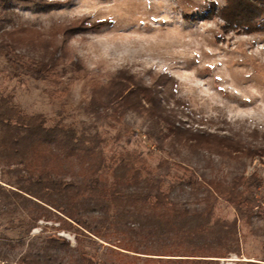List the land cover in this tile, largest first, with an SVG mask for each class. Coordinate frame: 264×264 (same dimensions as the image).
I'll return each mask as SVG.
<instances>
[{"label": "trees", "instance_id": "obj_1", "mask_svg": "<svg viewBox=\"0 0 264 264\" xmlns=\"http://www.w3.org/2000/svg\"><path fill=\"white\" fill-rule=\"evenodd\" d=\"M16 1H32L37 10L59 5L46 0ZM13 2L0 0V5L12 10ZM209 13L217 14L225 31L264 32V0H224L220 7L213 3ZM6 15L10 17L9 11ZM101 23L73 18L53 26L46 35L38 31L35 39L32 34L10 36L13 40L5 44L6 55L15 71L58 84L62 77L56 69L61 56L68 54L70 37ZM19 39L22 45L43 43V48L50 49V58H31L27 66L14 50ZM175 86L176 80L166 72L144 79L126 67L94 83L86 112L100 118L110 111L117 121L129 112L140 114L146 139L165 153L162 163L177 168L163 176L145 175L141 166L146 159L141 153L112 154L108 157L113 162L108 200L79 199L81 186L49 167L51 157L58 154L88 160L86 144L101 143L95 126L79 130L65 123L61 112L48 125L42 114L25 115L0 98V168L16 177L20 192L15 194L21 196V205L33 208L35 221L57 214L60 229L75 226L105 241L113 237L124 250H117L113 261H97L79 246L72 247L68 239L52 234L23 253L19 264H221L219 258L241 253L238 220L252 224L264 209V180L245 171L257 155H264V131L254 129L246 138L211 131L205 120L190 125L182 116L189 114L188 106L177 96ZM219 162L236 165L229 178L216 175ZM105 164L106 157L98 154L94 175L84 188L101 190L97 174ZM221 200L234 207L233 218L216 214Z\"/></svg>", "mask_w": 264, "mask_h": 264}, {"label": "rangeland", "instance_id": "obj_2", "mask_svg": "<svg viewBox=\"0 0 264 264\" xmlns=\"http://www.w3.org/2000/svg\"><path fill=\"white\" fill-rule=\"evenodd\" d=\"M46 1L59 5L37 10L32 1L14 0V13L0 5V98L25 115L42 114L48 125L55 123L61 112L64 122L79 130L97 128L101 143L86 144L88 160L63 154L49 160L54 174L81 186L79 199H109L113 162L108 157L121 151L141 153L146 159L141 166L145 175L163 176L177 169L162 163L165 153L146 139L140 114L129 112L117 121L110 111L100 118L86 112L94 83L120 68H129L144 79L160 72L174 77L177 96L188 106L189 114L182 113L183 120L190 125L205 120L211 131L246 138L254 129L264 131V32L225 31L217 14H208L213 3L220 7L224 0ZM73 18L103 23L70 37L68 54L61 56L56 69L62 82L55 84L12 68L5 48L13 40L10 36L32 34L35 39L38 31L46 35L53 26ZM14 46L27 66H31V58L48 60L51 55L41 42L22 45L19 39ZM98 154L106 157V164L97 174L103 186L94 191L84 185L94 175ZM215 166L217 176L229 178L236 165L219 162ZM245 171L264 180V155H257ZM15 180L0 168V262L19 264L23 253L52 234L68 239L72 247L79 246L97 261H113L117 250L124 251L113 237L105 241L75 226L60 229L57 214L35 221L33 208L21 205V196L15 194L20 192ZM216 214L231 219L234 207L221 200ZM238 236L241 253H231L219 262L264 264V209L252 224L238 220Z\"/></svg>", "mask_w": 264, "mask_h": 264}, {"label": "built area", "instance_id": "obj_3", "mask_svg": "<svg viewBox=\"0 0 264 264\" xmlns=\"http://www.w3.org/2000/svg\"><path fill=\"white\" fill-rule=\"evenodd\" d=\"M0 264H4V262H0Z\"/></svg>", "mask_w": 264, "mask_h": 264}]
</instances>
